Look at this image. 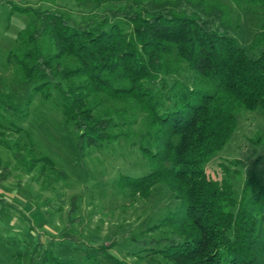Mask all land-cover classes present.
Here are the masks:
<instances>
[{
  "label": "trees",
  "instance_id": "trees-1",
  "mask_svg": "<svg viewBox=\"0 0 264 264\" xmlns=\"http://www.w3.org/2000/svg\"><path fill=\"white\" fill-rule=\"evenodd\" d=\"M91 1L93 9L80 15L15 6L34 17L6 59L45 100L58 92L81 153L139 138L149 171L120 173L116 187L147 198L162 186L177 205L147 226L151 240L126 233L139 247L130 256L146 264H264V185L253 175L236 198L228 178H212L206 170L236 130L238 111L264 113V0H231L240 10L244 3L262 6L251 55L237 40L239 20L224 0ZM0 110L15 115L18 109L2 103ZM4 145L28 172L38 166L59 172L50 157L37 156L31 140ZM10 166L0 154V184ZM65 239L79 242L68 233ZM108 247L99 246L98 255L130 264ZM98 255L87 250L77 261L45 250L40 264H100ZM23 257L17 254L14 264H24Z\"/></svg>",
  "mask_w": 264,
  "mask_h": 264
},
{
  "label": "rangeland",
  "instance_id": "rangeland-1",
  "mask_svg": "<svg viewBox=\"0 0 264 264\" xmlns=\"http://www.w3.org/2000/svg\"><path fill=\"white\" fill-rule=\"evenodd\" d=\"M224 1L230 6L233 20H239L237 40L251 55L250 44L259 29L262 6L244 3L240 10L231 0ZM46 5L80 15L96 4L91 0L83 3L57 0L54 4L0 0V104L9 103L18 109L15 115L0 110V154L11 165L10 176L0 184V264H14L19 253L24 255V264H30V257H34V264H40L45 250L83 261L87 250L98 255L99 246L108 247L113 242L117 245L108 247L109 252L130 264H146L130 256L136 246L125 235L131 232L151 240L154 233L146 231L147 226L157 223L177 201L162 186L156 187L147 198L116 187L120 173L138 176L149 171L139 149V138L133 134L81 153L73 127L62 113L58 92L53 89L52 98L45 100L34 91L33 82L19 79L14 62L6 59L8 50L16 44L18 32L34 17L15 6L46 8ZM133 129L139 130L138 126ZM18 139L26 143L31 140L37 156L50 157L62 173L49 166L44 170L38 166L28 172L4 145L5 140L11 143ZM206 170L212 178H228L236 198L244 194L246 182L253 175L264 185L262 110L237 112L236 130ZM74 202L77 210L70 216ZM71 218L76 220L66 228ZM65 233L79 242L64 240ZM98 256L100 264L113 263Z\"/></svg>",
  "mask_w": 264,
  "mask_h": 264
}]
</instances>
